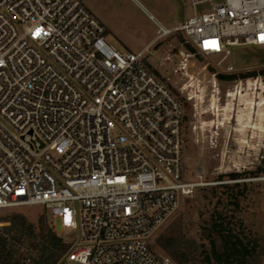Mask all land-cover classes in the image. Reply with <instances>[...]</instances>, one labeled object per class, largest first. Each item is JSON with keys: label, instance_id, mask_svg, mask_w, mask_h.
Masks as SVG:
<instances>
[{"label": "built area", "instance_id": "2783aa9c", "mask_svg": "<svg viewBox=\"0 0 264 264\" xmlns=\"http://www.w3.org/2000/svg\"><path fill=\"white\" fill-rule=\"evenodd\" d=\"M192 2L212 8L173 30L150 16L160 39L264 49V0ZM106 32L84 0H0V211L43 206L55 231L80 229L59 264H176L151 240L182 201L249 179L185 181L183 102ZM253 84L264 102V76Z\"/></svg>", "mask_w": 264, "mask_h": 264}, {"label": "rangeland", "instance_id": "374dc122", "mask_svg": "<svg viewBox=\"0 0 264 264\" xmlns=\"http://www.w3.org/2000/svg\"><path fill=\"white\" fill-rule=\"evenodd\" d=\"M223 0H214L215 4ZM101 20L108 28L106 42L117 52L143 53L144 62L158 73L161 80L184 104L187 117L185 127V181L219 182L220 175L254 170L264 157V102L262 93L255 102L253 81L263 77L264 49L255 46L231 47V56L190 53L182 42L181 33H174L158 44L150 42L157 35L158 26L170 28L173 23L192 17L195 13L210 12L212 4L202 3L194 7L192 0H98ZM229 67L233 70L229 71ZM257 72L252 79L221 80L217 75H242ZM242 84L238 86V82ZM241 91L238 96L237 92ZM216 142V147L212 146ZM248 200L242 202L240 216L247 232L264 242V180L249 179ZM217 187V185L205 188ZM196 189L186 200L198 196ZM203 206V207H202ZM207 204L199 211L207 217ZM14 210L0 211V218ZM29 221L36 223L45 212L43 206L16 209ZM197 212V213H198ZM187 202L170 217L153 236L152 248L165 255L158 247V237L180 219L192 229L198 219ZM7 226L8 223L3 224ZM56 233L64 241L76 238L80 242L81 231L63 229L60 222ZM260 264H264V256Z\"/></svg>", "mask_w": 264, "mask_h": 264}, {"label": "trees", "instance_id": "16d2710c", "mask_svg": "<svg viewBox=\"0 0 264 264\" xmlns=\"http://www.w3.org/2000/svg\"><path fill=\"white\" fill-rule=\"evenodd\" d=\"M181 37L187 50L198 54ZM146 66L160 78L148 64ZM259 74L264 76V69ZM217 76L221 80L237 81L239 77L255 78L258 73ZM262 177L264 157L254 170L226 173L220 175L217 181ZM249 187V183L235 182L198 188V196L191 201L185 199L184 202L189 204L194 213L206 203L207 217L199 211L192 229L180 219L164 231L157 239L158 247L165 254L162 256L170 257L176 264H260L264 256V242L247 232L239 214L242 202L248 200ZM2 220L9 224L0 228V264H59L70 248L58 236L46 213L40 215L36 223L16 210Z\"/></svg>", "mask_w": 264, "mask_h": 264}, {"label": "crops", "instance_id": "0c3cea01", "mask_svg": "<svg viewBox=\"0 0 264 264\" xmlns=\"http://www.w3.org/2000/svg\"><path fill=\"white\" fill-rule=\"evenodd\" d=\"M97 1L98 0H84V4L85 6L103 23V25L105 26L104 22L101 20V17L99 16L100 15V10L98 8V5H97ZM151 19V18H150ZM185 20L187 19H182L180 23H173L171 24V27L167 28V29H170V30H173L175 29L176 27H178L179 25H181ZM153 21V20H152ZM157 21V20H156ZM155 22V21H153ZM158 22V21H157ZM157 22H155V24H157ZM159 23V22H158ZM158 26V24H157ZM165 27V26H164ZM106 28V27H105ZM166 28V27H165ZM106 36H107V33H108V28H106ZM164 39V38H162ZM162 39H160L158 37V31H157V35L154 37V39L150 42V44L152 43V45H156L158 44ZM240 82V81H239ZM238 82V83H239ZM242 83V82H241Z\"/></svg>", "mask_w": 264, "mask_h": 264}, {"label": "snow or ice", "instance_id": "6c2138e0", "mask_svg": "<svg viewBox=\"0 0 264 264\" xmlns=\"http://www.w3.org/2000/svg\"><path fill=\"white\" fill-rule=\"evenodd\" d=\"M39 34V30H37V35ZM260 39L262 40V41H264V35H262L261 37H260ZM214 43V42H213ZM208 44H209V42H206V44H205V46L207 47L208 46ZM70 222V221H69Z\"/></svg>", "mask_w": 264, "mask_h": 264}]
</instances>
